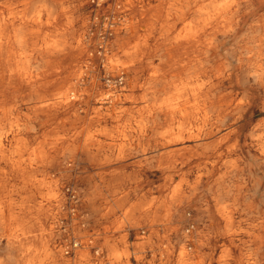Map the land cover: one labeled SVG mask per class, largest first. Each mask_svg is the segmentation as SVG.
I'll list each match as a JSON object with an SVG mask.
<instances>
[{"label":"bare ground","instance_id":"bare-ground-1","mask_svg":"<svg viewBox=\"0 0 264 264\" xmlns=\"http://www.w3.org/2000/svg\"><path fill=\"white\" fill-rule=\"evenodd\" d=\"M103 1L0 0V264L13 245L17 264H264V0H173L168 10L123 2L130 6L120 7L112 44L124 58L110 77L136 86L145 58L147 104L134 95L121 110L127 119H110L122 126L98 130L137 140L133 153L124 143L115 152H100L109 145L99 138L95 151L87 143L92 28L107 10L94 20L80 12ZM172 11L175 21H190L186 55L149 45ZM158 146L167 151L163 167H154ZM78 155L98 181L77 205L66 195H77L68 184ZM153 182L160 191L170 184L176 202L139 214L134 195ZM78 210L88 226L75 222ZM91 234L93 251L80 253Z\"/></svg>","mask_w":264,"mask_h":264},{"label":"rangeland","instance_id":"rangeland-1","mask_svg":"<svg viewBox=\"0 0 264 264\" xmlns=\"http://www.w3.org/2000/svg\"><path fill=\"white\" fill-rule=\"evenodd\" d=\"M96 1V0H95ZM126 0H105L103 1L104 3L102 5L97 4L96 2L94 3L93 6L91 5H85L84 8L81 10V14L85 16L88 19L94 20L96 19L95 17L98 15V9L103 8L106 9L105 15H103L100 19V21H97L95 23V26L92 28V32L94 33L93 37V43L95 48L97 49V57L95 59V75L89 78V81L87 85L90 87V95L93 98L94 103L92 104L91 110L89 111V115L87 116V119H89L90 122V136L88 138L87 143L91 147L93 151H95L94 144L96 140H101L100 142H107V145H109V148L107 146L105 148H101V151H107L106 149L110 150L111 152H115L119 150L120 148V143L125 144L123 151L124 153H133L136 150L140 149V144L137 143V140H132L131 137L129 138L128 136H117L115 135L116 133H111L109 135L106 134H101L99 132V128L101 127L100 125L102 123L107 124L108 130L110 128H113L119 124V126H122L120 122H114L110 121V119H127V114L121 113V110H124L126 108L131 107V101L133 100L134 95L139 97L137 99L139 106H144L147 104V99L146 96L144 97L145 90L148 85V79L146 77L147 73L150 72L151 68L146 66L145 63V58H143L141 66H142V78L140 79L139 84L136 86L131 85L130 81L131 79L128 76H125L123 79H120L115 75V77L111 78L110 75L111 73H114V71L120 70L122 68V60H123V55L122 53H119L116 51L115 46H113V40H114V34L112 33V29L121 26V22L123 20L124 12L118 13L120 10V7L125 5L126 7H129L130 5L124 4L123 2ZM149 6H154L156 8H162V9H170L173 5V0H149V3L143 2L142 3V8H146ZM87 8V9H86ZM92 11V12H91ZM167 12V11H166ZM103 19V20H102ZM120 22V23H119ZM190 24L189 18L184 17L180 21H175L174 18V12H169L167 15H165V27L162 28V34L159 35L160 30H159V21L158 23L155 24V35L152 39L149 40V45L150 47H155L157 44L160 46H170L172 49L168 54H177V53H183L185 54L186 50V41H187V28L186 24ZM190 34V33H189ZM158 36V38H157ZM190 36V35H188ZM126 41H131L126 39ZM105 43H109L110 48L106 49L105 51L103 50ZM183 45V46H182ZM182 46V47H180ZM160 52V49H159ZM156 53L157 55L159 54ZM155 54V61L156 63L159 61L157 58V55ZM186 55V54H185ZM197 55V53H194V57ZM178 70L182 68V64L178 65ZM181 67V68H180ZM150 68V69H149ZM118 95L121 97V99H118L115 102L111 103V98H114L115 95ZM127 96L124 98V96ZM103 96V97H102ZM110 100V101H109ZM134 105V104H133ZM132 105V107H133ZM170 123V122H169ZM53 125H50L46 128L45 132H48ZM114 129V128H113ZM115 131V130H114ZM42 136V135H41ZM86 137V132L82 131L81 134L78 136V139L81 141ZM107 137V138H105ZM149 135H144V140H148ZM119 138V139H118ZM103 139V140H102ZM105 139V140H104ZM116 142V143H115ZM132 142V144H130ZM112 144V145H111ZM226 143L221 148V154L222 156L220 157V164H222L223 160L226 158L225 153V147ZM118 145V146H117ZM97 150V149H96ZM153 150L152 154L154 155V167L160 166L163 167L165 166V162L163 161V157L165 155L166 149H162L160 153H158V150L152 148ZM161 155V157H159ZM88 163L82 161L81 157L78 155V160L76 163L75 168L71 172V180L68 186L70 188L73 187L74 191H76L77 195L74 197L75 194H72L69 192L66 197H67V202H75V204H80V200L86 197V194L89 191V187L95 182L98 181V177H95L93 174V171L89 170V166L87 165ZM219 164V165H220ZM153 166V164H151ZM52 177H55L54 175V170L50 174ZM92 175V176H90ZM145 176V175H144ZM31 178V179H30ZM33 178V173H30L29 175V181L32 182ZM30 182V191H33V185ZM263 187V186H262ZM261 187V188H262ZM138 193L134 195V200L139 201V199L144 196L145 193H143L142 189L138 188ZM146 197L151 198L153 205H145V211L150 212L151 209L152 211L157 212V205H161L162 203L165 202L166 198H170L171 200H175V195L172 190V186L167 185L164 189L161 190L160 193V198L158 195L153 194V190H150V193L145 194ZM204 198L206 200H209V204L211 203V193H205ZM157 199H160V202H154ZM35 201L34 197H29V204H33ZM207 204V203H206ZM217 206V205H214ZM151 211V212H152ZM158 214H161V212H157ZM81 211H77V218H75V222H78L81 227L83 226H88L87 221H85V215L81 214ZM70 221V220H69ZM72 221V220H71ZM74 221V220H73ZM31 222V221H30ZM84 222V223H83ZM72 223L68 225V228L70 229L69 231L72 232ZM92 231H94L92 229ZM92 237V238H90ZM94 237V238H93ZM87 238V243H81L77 246L78 251L80 253L87 252V251H93L94 249V239L96 238V234H91L86 237ZM90 239V240H89ZM92 239V240H91ZM133 238H131L132 240ZM133 241V240H132ZM90 242V243H89ZM92 247V248H91ZM17 246L13 245L12 249L10 250V259L7 260V264H17V261L15 260V255L17 254ZM6 246L5 245H0V257H2L6 253ZM159 250H154V252H157ZM178 253V251H177ZM138 255V253H137ZM157 255L155 254L154 257ZM102 258H107L106 255L102 254ZM132 263L134 264H144L141 262V258H132ZM136 260V261H135ZM108 264H112L111 261L108 262Z\"/></svg>","mask_w":264,"mask_h":264},{"label":"crops","instance_id":"crops-1","mask_svg":"<svg viewBox=\"0 0 264 264\" xmlns=\"http://www.w3.org/2000/svg\"><path fill=\"white\" fill-rule=\"evenodd\" d=\"M142 140H144V138H142ZM161 147L160 146H158L157 148H156V150H158V153H160V151H161ZM115 165V163L114 164H112V163H110L109 165H107V167H106V169H112L113 168V166ZM150 187H152V190H153V194L154 195H158V197L160 198V193H161V191L160 190H157L156 189V186H155V183L153 182L152 184H149L148 186H146V187H142V189L144 190V189H148V188H150ZM100 192H102V190H100ZM143 193H145L144 191H143ZM150 193V192H149ZM145 199H146V196H145V194H144V196H142L140 199H139V201L137 200V201H134V203H136V206H137V212L139 213V214H142V215H144L145 214V207L143 206V204H144V201H145ZM95 201H96V203H98V202H101L102 201V199L101 198H96L95 199ZM154 202H160V199H157L156 201H154ZM158 212V211H157Z\"/></svg>","mask_w":264,"mask_h":264}]
</instances>
